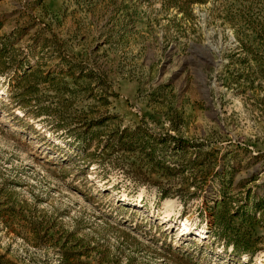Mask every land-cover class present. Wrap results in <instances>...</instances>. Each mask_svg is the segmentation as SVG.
<instances>
[{
    "label": "rangeland",
    "instance_id": "1",
    "mask_svg": "<svg viewBox=\"0 0 264 264\" xmlns=\"http://www.w3.org/2000/svg\"><path fill=\"white\" fill-rule=\"evenodd\" d=\"M0 50V264H264V0H0Z\"/></svg>",
    "mask_w": 264,
    "mask_h": 264
},
{
    "label": "trees",
    "instance_id": "2",
    "mask_svg": "<svg viewBox=\"0 0 264 264\" xmlns=\"http://www.w3.org/2000/svg\"><path fill=\"white\" fill-rule=\"evenodd\" d=\"M198 1H201V0H168V2H170L174 5H178L182 9H185L186 7L190 6V4L192 2H198ZM5 38H7V37L5 36ZM5 38H3V39L6 40ZM4 47H5V45H3L2 49H4ZM124 131H126L127 134L125 135L124 141L122 143V144H124V147L122 150H125L124 148H128L127 151H133L138 146V143H139V140L137 137L138 134L135 130L125 129ZM185 167L188 168V165L184 166V168ZM163 194L169 195V193H167V192H163Z\"/></svg>",
    "mask_w": 264,
    "mask_h": 264
},
{
    "label": "bare ground",
    "instance_id": "3",
    "mask_svg": "<svg viewBox=\"0 0 264 264\" xmlns=\"http://www.w3.org/2000/svg\"><path fill=\"white\" fill-rule=\"evenodd\" d=\"M183 225H184L183 230H187V229L190 230V226L188 225V220H187V219H185V220L183 221ZM202 231H204V229H201V230H200V232H202Z\"/></svg>",
    "mask_w": 264,
    "mask_h": 264
}]
</instances>
